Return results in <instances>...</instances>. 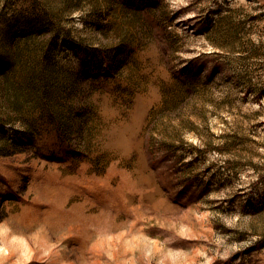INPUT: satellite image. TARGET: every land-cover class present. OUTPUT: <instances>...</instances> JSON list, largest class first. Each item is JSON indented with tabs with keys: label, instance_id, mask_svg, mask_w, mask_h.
I'll use <instances>...</instances> for the list:
<instances>
[{
	"label": "rangeland",
	"instance_id": "rangeland-1",
	"mask_svg": "<svg viewBox=\"0 0 264 264\" xmlns=\"http://www.w3.org/2000/svg\"><path fill=\"white\" fill-rule=\"evenodd\" d=\"M0 264H264V0H0Z\"/></svg>",
	"mask_w": 264,
	"mask_h": 264
},
{
	"label": "trees",
	"instance_id": "trees-1",
	"mask_svg": "<svg viewBox=\"0 0 264 264\" xmlns=\"http://www.w3.org/2000/svg\"><path fill=\"white\" fill-rule=\"evenodd\" d=\"M160 42L162 43L164 50H166V45L163 44V38L160 40ZM189 75H190V73H187V74H181L180 73L179 77L182 78V79H186V78L189 77ZM148 150H149L150 160H151L152 164L157 168L158 167V163L154 159V156H153V153L151 151V147L150 146H148Z\"/></svg>",
	"mask_w": 264,
	"mask_h": 264
}]
</instances>
